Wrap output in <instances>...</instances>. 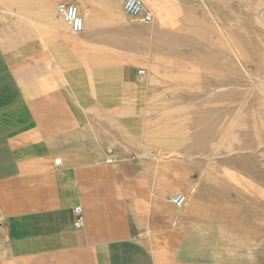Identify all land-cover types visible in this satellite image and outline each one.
<instances>
[{"label": "crops", "instance_id": "crops-1", "mask_svg": "<svg viewBox=\"0 0 264 264\" xmlns=\"http://www.w3.org/2000/svg\"><path fill=\"white\" fill-rule=\"evenodd\" d=\"M62 1L79 6L82 32ZM124 1L0 0V264H242L201 247L205 224L185 230L176 187L116 144L115 127L101 145L114 125L101 114L131 87Z\"/></svg>", "mask_w": 264, "mask_h": 264}, {"label": "rangeland", "instance_id": "rangeland-1", "mask_svg": "<svg viewBox=\"0 0 264 264\" xmlns=\"http://www.w3.org/2000/svg\"><path fill=\"white\" fill-rule=\"evenodd\" d=\"M170 3L178 4H169L175 23L129 16L130 27L116 32L131 51V87L101 114L114 124L110 132L101 125V145L115 127L116 144L144 160L164 188L176 187L169 202L188 196L183 208H170L185 230L205 224L202 248L264 264V0Z\"/></svg>", "mask_w": 264, "mask_h": 264}, {"label": "built area", "instance_id": "built-area-1", "mask_svg": "<svg viewBox=\"0 0 264 264\" xmlns=\"http://www.w3.org/2000/svg\"><path fill=\"white\" fill-rule=\"evenodd\" d=\"M150 1V0H149ZM150 5L148 0H125L123 8L125 12L138 20H141L146 23H151L156 20L158 15L156 8ZM58 9L65 17L70 29L74 33H80L85 28V20L82 16L79 6L74 2L62 1L58 5ZM144 70L140 69L139 73L142 74ZM188 201V196L185 193L178 192L170 198L171 204L177 208H183ZM78 210V214H80ZM83 220L82 217H79L76 220V226H82Z\"/></svg>", "mask_w": 264, "mask_h": 264}, {"label": "bare ground", "instance_id": "bare-ground-1", "mask_svg": "<svg viewBox=\"0 0 264 264\" xmlns=\"http://www.w3.org/2000/svg\"><path fill=\"white\" fill-rule=\"evenodd\" d=\"M170 1L171 0H151L150 1V2H152L153 5H156L155 8L157 10L158 15L160 16L162 25L175 23V20L172 17H175L176 15H178V14H176L177 13L176 11H174V12H176L175 14H173V12L171 14L169 13L171 11V10L169 11V4L170 5L172 4V3H170ZM177 5L178 4H176V6ZM172 6H173V4H172ZM176 6H173V7H176ZM178 8H179V6H178ZM173 9H175V8H173ZM179 11H180V9L178 10V12Z\"/></svg>", "mask_w": 264, "mask_h": 264}]
</instances>
